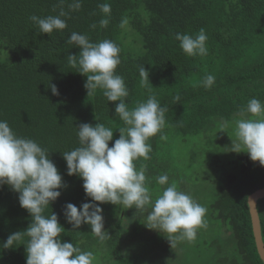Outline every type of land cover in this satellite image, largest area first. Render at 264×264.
Segmentation results:
<instances>
[{
  "label": "trees",
  "instance_id": "trees-1",
  "mask_svg": "<svg viewBox=\"0 0 264 264\" xmlns=\"http://www.w3.org/2000/svg\"><path fill=\"white\" fill-rule=\"evenodd\" d=\"M70 3L72 0L62 5L60 0H0V120L7 121L18 136L46 148L68 185L45 210V215L56 213L64 227L61 241L72 242L82 251L97 253L101 248L113 264H148L151 259L149 253L123 251L125 244L130 245L127 239H136L130 231V208L101 205L105 229L111 235L103 245L89 225L73 229L64 217L66 203L79 208L90 199L82 178L67 174L62 155L79 146L78 126L99 122L112 128L110 147L119 138L118 128L124 126L115 116L118 102H108L99 89L87 95L86 76L69 65L68 53L79 52L67 43L75 31L91 42L108 39L120 48L121 63L116 72L129 89V108L151 94L168 109L162 130L166 139H161L160 133L150 138V159L135 161L136 168H146V176L152 179L153 199L167 187L156 184V177L164 174L159 169L166 170L171 163L183 165L184 153L192 157L185 168L178 166L180 170L168 174L169 184L175 182L178 189L208 205L207 229H199L195 241L185 242L190 248L182 253L188 254L189 264H264L248 203L249 195L264 187V166L253 162L246 152L230 151L232 141L218 132L219 122L238 118L251 98L264 102V0H82L79 11H70ZM103 3L111 6L106 28L99 26L105 18L98 7ZM61 8L70 11L68 17H62L67 28L51 36L39 33L29 19L32 15L56 16ZM125 19L127 24L121 27ZM94 23L97 27L92 29ZM200 29L208 37V53L189 57L174 34L196 35ZM142 65L149 71L146 85L139 75ZM207 75L215 77L210 88L203 86ZM49 81L57 85L59 95L52 94ZM195 139L202 144L203 154L211 147L203 160L180 147ZM18 195L8 185L0 187V243L31 223ZM208 196L211 199L207 201ZM258 209L264 239V198L259 200ZM27 240L24 236L22 242ZM16 246L0 249V264H26L25 246ZM171 253L176 255L173 250Z\"/></svg>",
  "mask_w": 264,
  "mask_h": 264
},
{
  "label": "clouds",
  "instance_id": "clouds-1",
  "mask_svg": "<svg viewBox=\"0 0 264 264\" xmlns=\"http://www.w3.org/2000/svg\"><path fill=\"white\" fill-rule=\"evenodd\" d=\"M65 0H60L64 4ZM82 0H72L68 5L70 11H79ZM105 18L99 21L101 28L109 24L111 6L103 3L98 6ZM70 11L60 9L56 16L39 17L32 15L29 19L39 29V33L49 36L54 31L67 28L66 19ZM127 20L121 21V27ZM95 29L94 23L90 26ZM174 38L180 42L183 52L189 57L206 56L208 39L204 29L196 35L176 32ZM67 43L79 48L76 54L68 53L67 59L71 67L86 76L84 87L87 95L95 94L99 89L107 101L115 104V116L123 122L119 129V138L112 146L114 131L112 128L97 122L81 123L78 126L79 146L62 153L66 161L67 174L76 175L83 180L86 197L79 208L73 203H66L63 214L73 229L81 225L90 226L91 232L103 245L110 234L105 229L103 216L104 203L120 204L124 209L135 208L136 211H147L146 228L155 230L167 238L171 248L177 243L195 241L199 229L207 228V209L196 202L192 196L178 189L175 182L169 184L167 174L156 177V183L162 187L159 195L153 199L150 190L151 178L146 176V168H136L135 161L150 159L152 146L148 141L160 133L166 125L165 114L155 95L129 108L126 98L129 89L124 78L117 74L120 65V48L115 42L104 39L98 43L91 42L89 37L73 31ZM141 83L150 82L149 71L144 65L139 68ZM215 77L207 75L203 86L210 88ZM153 86V85H152ZM53 95H59L56 84L49 83ZM154 87V86H153ZM179 100V97L176 98ZM238 117L233 121L221 120L218 132H227L234 125L235 141L230 151L237 154L246 152L253 162L264 166V102L251 98L246 107L240 109ZM229 135V134H228ZM49 151L33 139L18 136L5 120H0V187L8 185L17 192L19 204L31 216V223L22 231L11 233L0 243V249H14L17 244L24 245L26 264H94L92 251H82L72 242H62L61 233L64 227L59 223L56 213L45 210L61 195V189L68 185L61 173L49 157ZM99 202V203H97ZM150 209V211H149ZM28 237L26 243L22 242Z\"/></svg>",
  "mask_w": 264,
  "mask_h": 264
},
{
  "label": "rangeland",
  "instance_id": "rangeland-1",
  "mask_svg": "<svg viewBox=\"0 0 264 264\" xmlns=\"http://www.w3.org/2000/svg\"><path fill=\"white\" fill-rule=\"evenodd\" d=\"M239 118V117H238ZM236 118H233L231 121H233ZM228 134L227 132L224 131H220V133L227 138L228 140L231 141V139L233 141H235V135H234V125L230 126L228 129ZM200 141L196 142L195 140H192L190 142H185L183 145H180L181 148H185L184 150H192L191 152H194L196 155V157H198V160H203L205 156L207 155V152L211 151V147L210 150L209 148L207 150H205L204 154H203V148H202V144L200 143ZM206 143V141H205ZM206 144H210L211 146V142L208 141ZM224 144V142H223ZM215 146V145H214ZM224 146V145H223ZM214 148V147H213ZM183 157V165H178V163H171L167 166L166 170H164V168L159 169V173H163L164 174H170L172 171L175 170H180L181 168H185L188 164V162H190L192 160L191 155H184ZM178 166H180V169H177ZM193 168V167H192ZM156 181V179H155ZM170 182V180H169ZM173 182V181H172ZM152 184V179H151V183L149 185V187ZM157 184V183H156ZM158 186V184H157ZM180 190V189H179ZM154 195V194H153ZM154 198V197H153ZM211 199V196H209L207 198V200ZM197 202L199 203V200H197ZM202 203V202H201ZM200 204V203H199ZM135 211V212H134ZM150 211V209H149ZM132 213V217H133V221L131 223V228L130 231L132 233L133 231V235L136 236V239L134 241H129V239L126 240L128 244H125V246L123 247V251H128L129 249L132 252H142L144 254V256L148 255L149 253V257L151 258L148 264H155V262H158L156 264H189L190 260L188 259V254H183V250L186 248H190L189 245L185 244L182 246L177 247V249L175 250L176 255H174L173 257L169 256L168 259L166 260L165 258H163V256L161 255V252H156L157 254L154 256V245L151 243V238H154V236L156 237L157 240H160L157 235L159 234L157 231L156 232H152L150 229L146 228L145 225L143 223L146 222V216H147V211L145 212H140V211H136L135 208H130V214ZM129 225V224H128ZM129 230V229H127ZM160 250H164V247L160 248ZM104 252V250H102L101 248L98 249L97 253L93 252L95 255V261L94 264H113L112 261L109 259L108 255H106ZM164 255V253H162ZM162 259V260H161ZM161 260V261H160ZM142 264V263H140ZM144 264H147L146 261H144Z\"/></svg>",
  "mask_w": 264,
  "mask_h": 264
},
{
  "label": "water",
  "instance_id": "water-1",
  "mask_svg": "<svg viewBox=\"0 0 264 264\" xmlns=\"http://www.w3.org/2000/svg\"><path fill=\"white\" fill-rule=\"evenodd\" d=\"M264 198V187L255 190L248 197V203L251 213L252 225L254 237L257 245V249L261 259L264 262V239L262 230V221L258 209L259 200Z\"/></svg>",
  "mask_w": 264,
  "mask_h": 264
},
{
  "label": "flooded vegetation",
  "instance_id": "flooded-vegetation-1",
  "mask_svg": "<svg viewBox=\"0 0 264 264\" xmlns=\"http://www.w3.org/2000/svg\"><path fill=\"white\" fill-rule=\"evenodd\" d=\"M227 139V138H226ZM224 147V146H223ZM201 182V181H200ZM201 186V185H200ZM203 187V186H202ZM208 189H206L205 191H204V194L207 196L208 195V193H209V191H207ZM209 197V196H208ZM207 197V198H208ZM193 199L197 202V197H193ZM207 200V199H206ZM208 201V200H207ZM202 206H208L207 204H204V203H202L201 204ZM207 216H209V213H208V215ZM206 218V217H205ZM207 220V227H208V219H206ZM205 229H207V228H205ZM202 230V229H201ZM152 232H156L155 230H151ZM198 234V233H197ZM157 237L160 239V240H162V241H159V240H157L156 239V237L154 236V238H153V245H154V248H153V250L155 251L154 252V256L157 254L156 252H161V255L163 256V258H165L166 260L168 259V257L169 256H171L172 257V250H173V253L175 252V250L177 249V247H179V246H182V245H184V243L186 242V241H183V242H179V243H177L174 247H172L171 248V246H170V243H169V241L167 240V238L165 237V236H163L162 234H158L157 235ZM162 247H164V250H160V248H162ZM162 253H164V255L162 254ZM162 260V259H161ZM151 262V261H150Z\"/></svg>",
  "mask_w": 264,
  "mask_h": 264
}]
</instances>
